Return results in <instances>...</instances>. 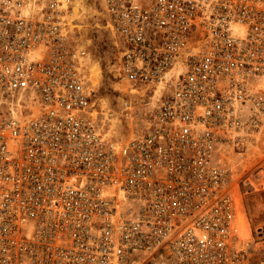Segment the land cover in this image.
<instances>
[{
    "label": "built area",
    "instance_id": "obj_1",
    "mask_svg": "<svg viewBox=\"0 0 264 264\" xmlns=\"http://www.w3.org/2000/svg\"><path fill=\"white\" fill-rule=\"evenodd\" d=\"M91 23L156 96L125 135ZM263 155L264 0H0V264H264L233 185Z\"/></svg>",
    "mask_w": 264,
    "mask_h": 264
},
{
    "label": "rangeland",
    "instance_id": "obj_2",
    "mask_svg": "<svg viewBox=\"0 0 264 264\" xmlns=\"http://www.w3.org/2000/svg\"><path fill=\"white\" fill-rule=\"evenodd\" d=\"M90 25L87 31V36L91 39L90 49L93 54L95 53L94 57L96 58L101 72L98 81L99 102L104 106L108 114L114 118L113 127L117 135H125L129 133L131 127H137L140 124L143 112L147 111L148 106L155 101L154 98L149 100L148 96L150 94L129 93L122 89L123 87H120L124 85L120 83L118 85V83L115 82L111 74V69L116 52L113 45L110 43L109 35L100 26H94L92 23ZM149 101L150 103H147ZM127 105H130L129 107H131L135 113L132 122L124 117ZM258 164L264 167V155L259 159ZM259 177L264 179V171L256 169L254 162L248 158L245 166H239L237 174L234 175V180L240 182V187L238 188L237 182L234 181L233 183L234 186L237 185L242 195L243 212L247 222H249L252 233L251 236H249L252 240L250 242L252 244L251 249L256 248L257 245L264 244V239H260L259 236L261 234L257 232L262 228L264 238V185L260 186L257 184L258 181L264 180H259Z\"/></svg>",
    "mask_w": 264,
    "mask_h": 264
},
{
    "label": "bare ground",
    "instance_id": "obj_3",
    "mask_svg": "<svg viewBox=\"0 0 264 264\" xmlns=\"http://www.w3.org/2000/svg\"><path fill=\"white\" fill-rule=\"evenodd\" d=\"M94 67H95V72L98 71V73H99L98 64ZM121 85H123V84H121ZM120 87L121 88L123 87L122 89H124V90L126 89L125 86H120ZM128 92L129 93H139V94H143V95L145 93L143 89L138 90L136 87H131L130 89H128ZM147 94H150V93H147ZM152 97L154 98V101H155L156 96H152ZM259 180H264V179H261L259 177ZM257 184H259L260 186L264 185V181H258ZM240 193L241 192H239V189L237 188V185H236L235 186V198H236V202H237L238 219H239V223L243 224V225L237 224L236 230H237V233L240 235V237L244 239V238H249V236H251V233H250L251 229H250L249 222H247L246 216L243 212L242 195Z\"/></svg>",
    "mask_w": 264,
    "mask_h": 264
}]
</instances>
